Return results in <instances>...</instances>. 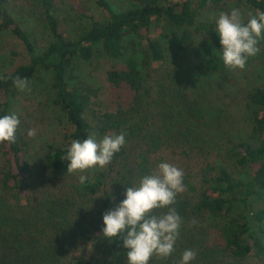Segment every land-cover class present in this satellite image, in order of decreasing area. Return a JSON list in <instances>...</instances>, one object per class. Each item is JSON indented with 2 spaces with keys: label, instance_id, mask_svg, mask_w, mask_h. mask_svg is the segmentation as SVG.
Wrapping results in <instances>:
<instances>
[{
  "label": "trees",
  "instance_id": "obj_1",
  "mask_svg": "<svg viewBox=\"0 0 264 264\" xmlns=\"http://www.w3.org/2000/svg\"><path fill=\"white\" fill-rule=\"evenodd\" d=\"M13 1L0 0V31L16 37L28 59L0 72V116L12 113V99L20 94L14 84L16 77L29 83L46 73L53 103L65 115L68 128L60 143L47 147L44 180L38 183L41 189L29 179L33 175L27 161V135L17 129L14 143H0V264H128L122 237L103 235V214L126 198L128 186L160 162L184 171L185 191L178 194L174 205L182 224L174 252L166 258L154 255L149 264H180L186 249L196 252L190 264H247L263 258L264 84L252 87L245 95L246 102L256 107L252 138L230 140L213 154L196 136L197 107L184 94L182 108L177 110L184 117L180 123L186 126L178 128L164 114L158 123L161 110L153 109L149 84L152 73L157 74L165 60L172 38L190 27L215 33L214 24L197 21L203 10L230 12L236 7H226L223 0H151L117 8L112 0H84L99 12L93 17L86 5L69 8L66 0H24L29 10L46 22L52 36L36 51L21 25L24 17L10 6ZM242 1L253 15L264 11V0ZM66 12L74 13L75 19L64 16ZM248 17L243 16L245 21ZM153 27L159 30L156 37L148 35ZM96 46L108 58L123 63L122 67L111 66L105 77L130 95L112 105L98 100V86L73 81L70 74L75 59H91ZM201 67L226 76L231 71L221 54L207 57ZM121 132L126 134V143L111 163L66 174L70 161L64 157L72 140L88 136L100 140ZM80 175L88 177L83 184ZM206 222L212 225L203 229ZM196 228L201 230L195 232ZM88 243L99 257L84 260L74 255Z\"/></svg>",
  "mask_w": 264,
  "mask_h": 264
},
{
  "label": "rangeland",
  "instance_id": "obj_2",
  "mask_svg": "<svg viewBox=\"0 0 264 264\" xmlns=\"http://www.w3.org/2000/svg\"><path fill=\"white\" fill-rule=\"evenodd\" d=\"M66 1L69 8L73 5L78 7V4L81 8L86 5L88 14H92L93 17L99 16V12L91 3L88 4L84 0H77L76 3V0ZM150 1L112 0V3L117 8H127ZM223 3L229 8L236 7L245 17L253 15L251 8L242 0H223ZM10 6L14 12L16 11L15 13L19 12L20 16L24 17V23L21 25L29 34L36 51H40L52 40L46 22L36 12L30 11L24 0H14ZM220 13L218 8H209L197 16V21L214 24V34H205L190 27L172 38L168 43L167 56L158 67V73L155 75L152 73L149 80L152 86L153 109L162 112H159L161 116H158V123L164 114L167 120L175 122L178 128L180 124L183 128L186 126L180 123L184 117H180L177 110L182 108V95L185 94L188 102L197 107V117H200L198 126L194 127L196 136L199 140L202 139L212 154L222 151L230 140L252 138V119L256 107L246 102L245 95L252 87L264 84V39L258 43L259 53L250 57L243 70H231L227 76L202 70V61L213 54H221L222 51L215 23ZM73 14L66 12L64 16L75 19ZM82 22L87 24L86 20ZM62 28H67V25L66 27L63 25ZM158 34V28L153 27L148 35L156 37ZM144 42L145 40L141 44ZM136 47L139 50L141 46L137 43ZM94 52L91 59L77 58L72 63L70 74L73 76V81H86L98 86V100L109 105L128 97L130 95L128 90L112 86L105 77L106 71L111 66L122 67L121 60L108 58L99 46L94 47ZM27 59L22 43L9 31H0V72L10 71L26 62ZM49 84L48 74L40 73L27 84L24 90L19 89L20 94L11 102V112L16 113L20 120L19 132L27 135L29 129H36L37 134L34 137L27 135L29 139L27 161L33 175L29 179L40 189L38 183L44 180L42 167L47 147L50 144L60 143L62 134L68 128L65 115L53 103V93ZM189 123L197 124L191 121ZM66 174H68L67 171ZM211 225L212 222H206L202 228L207 229ZM199 230L201 228L194 229L195 232ZM74 255H81L84 260H91V258L94 260L99 257L91 243H88L84 250L77 249ZM247 264H264V255L261 259L249 260Z\"/></svg>",
  "mask_w": 264,
  "mask_h": 264
},
{
  "label": "clouds",
  "instance_id": "obj_3",
  "mask_svg": "<svg viewBox=\"0 0 264 264\" xmlns=\"http://www.w3.org/2000/svg\"><path fill=\"white\" fill-rule=\"evenodd\" d=\"M215 23L222 45L223 64L230 70H243L249 57L260 51L258 43L264 39V11L250 14L245 21L241 11L234 8L230 12H221ZM14 84L24 90L28 81L16 77ZM19 124V117L14 112L0 116V143H14ZM36 134V129L27 132L29 137ZM125 135L121 132L105 135L100 140L94 136L82 141L72 140L64 157L70 161L67 173H83L90 168L107 166L126 143ZM87 179L85 175L79 176L81 184ZM183 179V169L160 162L151 173L128 186L126 198L103 214L102 233L109 239L122 237L123 247L128 249V264H149L154 255L166 258L174 252L182 224V217L174 205L178 194L185 191ZM195 258L196 252L186 249L180 264H190Z\"/></svg>",
  "mask_w": 264,
  "mask_h": 264
}]
</instances>
